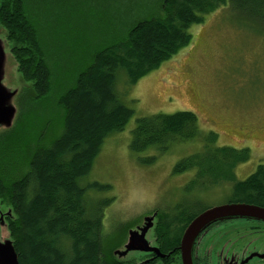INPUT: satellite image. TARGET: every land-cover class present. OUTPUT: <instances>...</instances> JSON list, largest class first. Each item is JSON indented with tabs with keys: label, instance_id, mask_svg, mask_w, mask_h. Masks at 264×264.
<instances>
[{
	"label": "trees",
	"instance_id": "16d2710c",
	"mask_svg": "<svg viewBox=\"0 0 264 264\" xmlns=\"http://www.w3.org/2000/svg\"><path fill=\"white\" fill-rule=\"evenodd\" d=\"M234 1L238 8L255 9L259 17L254 18L264 23V0H163V17L135 21L123 37L113 36L110 44L70 67L48 61L50 51L22 0H0V25L5 28L18 72L31 83L36 100L50 102L53 91L61 109L57 134L47 142L54 123L48 129L39 123L42 132L33 136L30 109L22 110L25 114L17 126L0 133V204L13 214L7 230L17 264H138L135 260H119L114 247L103 249V210L112 200L99 203L94 212L88 210L86 192L110 187L79 183L92 169L104 139L122 131L133 116L115 94L117 73L122 71L127 75V85L134 86L190 45L191 26H199L210 13ZM20 124L23 126L19 129ZM197 137L199 126L194 113L152 115L137 120L130 149L140 153L154 146L163 151L170 144ZM216 138L207 132L202 139L205 154L185 158L173 171L196 170L191 185H205L207 180L211 186L230 184L228 204L263 208L264 166L237 181L233 171L248 159V151L214 148ZM184 203L170 214L161 210L153 214L157 239L156 250L151 252L159 264L179 259L187 224L211 208L195 209L194 204Z\"/></svg>",
	"mask_w": 264,
	"mask_h": 264
},
{
	"label": "rangeland",
	"instance_id": "374dc122",
	"mask_svg": "<svg viewBox=\"0 0 264 264\" xmlns=\"http://www.w3.org/2000/svg\"><path fill=\"white\" fill-rule=\"evenodd\" d=\"M162 1L22 0L50 51L48 61L70 67L110 44L113 36L123 37L135 21L163 17ZM254 17L259 16L252 7L228 3L206 16L199 26H191L190 45L134 86L127 85L122 71L117 73L115 94L133 116L122 131L104 139L92 169L79 183L110 187L89 189L85 196L91 212L99 203L112 200L103 210L102 245L103 249L114 247L119 260L141 264L147 252L156 250L155 211L170 214L183 202L194 204L195 209L227 202L230 184L211 186L207 180L205 185L193 186L196 170L173 171L185 158L205 154L202 139L207 132L217 136L214 148L248 151V159L233 171L237 181L264 166V23ZM49 100L35 99L31 83L22 79L16 68L5 28L0 25V133L17 126L25 114L22 110L30 109L33 136L42 132L39 123L43 129L54 123L47 142L57 134L61 110L53 91ZM182 111L197 115L199 137L170 144L163 151L154 146L140 153L131 151V135L139 118ZM0 209L12 218L5 204ZM242 227L236 228L246 229ZM13 253L10 233L2 220L0 264H16ZM176 262L173 264H181Z\"/></svg>",
	"mask_w": 264,
	"mask_h": 264
},
{
	"label": "flooded vegetation",
	"instance_id": "af4514ba",
	"mask_svg": "<svg viewBox=\"0 0 264 264\" xmlns=\"http://www.w3.org/2000/svg\"><path fill=\"white\" fill-rule=\"evenodd\" d=\"M9 217L0 209V222L4 220L6 228ZM238 225L246 229L239 230ZM153 237L157 239L155 234ZM191 246L192 264H264V222L246 217L220 218L202 229ZM156 257L154 252H147L142 263L159 264ZM178 258L176 261L181 262L180 247Z\"/></svg>",
	"mask_w": 264,
	"mask_h": 264
},
{
	"label": "water",
	"instance_id": "95a60500",
	"mask_svg": "<svg viewBox=\"0 0 264 264\" xmlns=\"http://www.w3.org/2000/svg\"><path fill=\"white\" fill-rule=\"evenodd\" d=\"M246 217V218H254L259 221L264 222V207H258L255 205L248 204H224L219 205L217 207L208 208V210L199 214L195 219H193L186 230L183 233V237L180 241V258L182 264H192L190 252L192 248V243L195 238L198 236L199 232L205 227L209 226V223L218 220L224 217ZM117 252V250H116ZM115 252V255H116ZM15 254V253H13ZM15 259L17 256L15 254ZM17 264V260H16Z\"/></svg>",
	"mask_w": 264,
	"mask_h": 264
}]
</instances>
